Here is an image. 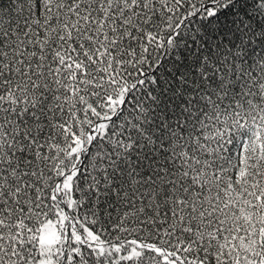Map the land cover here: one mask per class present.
Masks as SVG:
<instances>
[{
  "label": "snow or ice",
  "instance_id": "6c2138e0",
  "mask_svg": "<svg viewBox=\"0 0 264 264\" xmlns=\"http://www.w3.org/2000/svg\"><path fill=\"white\" fill-rule=\"evenodd\" d=\"M0 264H264V0H0Z\"/></svg>",
  "mask_w": 264,
  "mask_h": 264
}]
</instances>
